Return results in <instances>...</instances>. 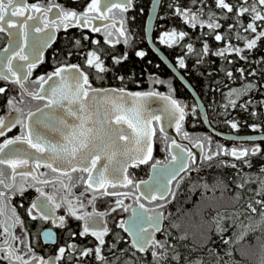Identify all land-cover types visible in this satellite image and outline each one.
Returning a JSON list of instances; mask_svg holds the SVG:
<instances>
[{"label":"snow or ice","instance_id":"1","mask_svg":"<svg viewBox=\"0 0 264 264\" xmlns=\"http://www.w3.org/2000/svg\"><path fill=\"white\" fill-rule=\"evenodd\" d=\"M72 2L78 4L79 0ZM159 6L160 0H153L154 14ZM132 7V0H90L83 11L52 0L46 5L0 0V32L8 36L7 47L0 49V81L5 82L0 94L8 92V83L19 89V98L7 96L6 114L0 116V137L4 138L0 142V264H238L233 259L235 244L249 231L264 228V164L257 172L244 171L253 168V157L264 159V149L255 143L264 141V131L259 136H225L234 141L230 148L219 142L213 146L211 136L194 137L185 130L188 115H197V105L194 103L189 113L188 104L175 97L172 83L149 74L152 87L130 90L129 82L138 88L140 83L134 72L120 73L129 57L127 51L117 54L115 45L123 43L127 49L134 44L125 15ZM168 8L183 24L200 30L195 38L175 28L159 34L160 44L179 46L184 53L176 65H169L180 79H185L179 70L187 68V55H195L197 65L209 56L232 65L235 61L228 59L232 54L249 65L264 64V57L250 60L245 55L264 41V0H188L183 5L180 0H170ZM229 20L232 23L226 27L221 23ZM72 28L79 29L80 36L66 37L70 46L55 52L52 70L31 79L57 33ZM85 29L100 34L102 40L92 38ZM208 36L224 46L213 50ZM147 39L158 51L150 34ZM233 40L243 41L244 46ZM196 42L201 44L199 50ZM147 54L135 52L141 59ZM109 59L110 65L106 63ZM221 71L235 83L237 76L232 70L222 66ZM235 73L243 81L240 87L216 81L217 88L212 91L221 85L228 89L223 93L226 102L219 105L223 109L220 115L239 131L238 122L227 119L228 110L237 106L243 111L258 106L264 109V100L252 97L256 92L264 96V84L248 79L264 74V68L238 67ZM109 74L119 86H104ZM93 81L100 86H93ZM155 85H164L168 91L161 92ZM250 115L258 118L264 112L252 111ZM205 122L211 125L207 116ZM250 127L255 131L261 125ZM13 129L18 134L9 136ZM248 142L251 147L246 146ZM157 143L164 159L154 156ZM142 167L148 170L147 179L135 174ZM213 167L236 170L229 177L232 189L222 176H214L211 184L206 176H200ZM193 173L198 177L195 181ZM185 180L192 181L190 194L200 191L201 201L211 200L219 192L217 199L231 201L233 210L209 205L214 214L204 220L198 201L194 207L201 215V225L191 236L188 231L173 235L171 228L179 231L180 225L172 223L171 228H165L163 209L176 199ZM78 187L82 189L79 195L74 191ZM30 189L36 195L25 207L23 201ZM227 192L232 195L226 197ZM16 197L21 198L18 205L12 203ZM101 200L110 201L104 211L97 209ZM18 209H24L32 222H51L65 233L64 243L51 228L31 232ZM60 210L63 215L57 214ZM122 213H128L126 219ZM112 214L120 217L114 220L115 230L109 226ZM72 221L77 224L75 229ZM157 234L163 238L158 239ZM77 237L93 238L88 241L91 246L77 242ZM41 238L44 245L56 247L54 254L36 251L34 245H39ZM121 243L126 246L121 248ZM149 254L151 261L147 260Z\"/></svg>","mask_w":264,"mask_h":264},{"label":"trees","instance_id":"2","mask_svg":"<svg viewBox=\"0 0 264 264\" xmlns=\"http://www.w3.org/2000/svg\"><path fill=\"white\" fill-rule=\"evenodd\" d=\"M151 1L152 0H133V7L130 12L129 19L131 21V31L134 36V44H133L134 46L130 50H125L128 53L129 59L123 62L122 66L120 67V73L123 75H130L131 73L134 72L136 74V80L139 81L140 85L142 86L144 85V87L147 86L148 84L149 74H154L159 78H168V82L172 83L176 89L175 97L181 100L182 102L187 103L192 110V105L195 103L194 99L191 97L189 92L183 87V85L175 79L173 74L161 62V60L149 49L146 43L145 24H146V18H147L148 10L150 8ZM169 2L170 0L162 1V5L158 17H165L166 19H157V23L154 31V39L157 42V44L161 47V49L169 56V58L176 65L177 58L180 55H183L184 53L181 51V48L179 46H173L170 48L166 45L160 44L159 34L162 31L175 28L177 30L187 31L190 33V35L193 38H195L197 35H199L200 30L199 28H197L196 30L191 29L187 25L183 24L181 18L173 16L172 11L168 8ZM180 2L183 5L186 4L188 0H180ZM228 2L238 3L239 0H228ZM209 3H212V0H209ZM213 7L215 6L213 5ZM133 17L135 19H132ZM247 22H248L247 17H245V23ZM221 23L225 24L226 27L227 24L232 23V21L231 20L227 22L221 21ZM259 30L262 29L258 28V31ZM204 31L207 32L208 30L205 28ZM224 31H225L224 28L220 29L221 33H223ZM244 35H249V34L244 33ZM206 39L213 50L224 46V42H216L212 36H208L206 37ZM233 43L239 44L240 47L244 46L243 41L237 42L233 40ZM194 46L197 50H199L201 44L199 42H196ZM105 47L110 48L107 45ZM141 49H144L148 53L147 56L144 57L143 59L135 55V52ZM125 51H123V48L115 47V52L117 54L124 53ZM245 55H248L250 60H259L261 57H264V41L258 42L257 49L253 50L251 53L246 51ZM185 58H186L187 68L180 70L189 79V81L193 84V86L196 88V90L202 97L207 107L210 121L215 128L222 131L239 133V134H253V133H261L262 131H264V115H259L258 118H253L250 115V112L252 111H257L258 113L264 112V109L260 108L259 106L256 108H249L248 111L241 110L239 106H237L236 109L229 108L228 110L229 115L227 116V119L235 120L239 124V131L232 129L229 124H226L224 122L225 117L220 115V112L223 111V109L219 107V105L226 102L224 100L223 93L227 92L228 89L223 88L221 85L217 91L215 92L212 91L213 88H217V85L215 83L216 81H222V84H228L231 87H240L243 81L239 79V74L235 73L236 68L245 67V68L259 69V68H264V64H251V65L246 64L244 61L239 60L235 54H232L231 56L228 57V59L235 61V63L232 65H228L221 58L216 56H209L205 58V62L201 65H197L195 63L196 61L195 55H187ZM148 61H151V63H148ZM107 64L109 65L111 64L110 59L107 61ZM157 65H159V67H157ZM222 66L234 72V74L237 76L235 83L228 80L224 76V73L221 71ZM209 73H211L212 75H209ZM248 79L253 81L259 79L261 84H264V74H259L258 77H248ZM105 85L119 86L118 82L113 81L111 74L108 75L107 83ZM127 87L135 88L137 87V85L129 82ZM252 97L255 100H264V96H262L259 92L253 93ZM244 99H247V97H245ZM213 101H215V103H213ZM239 103H243V99L239 101ZM191 110L189 113H191ZM187 120H188L186 123L187 126L186 124L185 126L188 129L190 128L194 131H205L207 134L211 135L206 131L199 117L198 111L196 116H192L191 114H189ZM253 123L261 125V128L254 131L250 127V125ZM226 143L228 145L233 144V142H229V141H226ZM247 144H252V143H247ZM257 144H259L260 147L264 149V141L259 142ZM252 163L254 165L253 168L248 169L245 167L244 171L257 172L260 166L264 164V159H262L260 156L253 157ZM235 171H236L235 169H231V168H223L218 170L217 168L213 167L210 170L201 172L200 176H206L209 184L213 182L214 176H222L225 182L228 183L229 188L232 189L234 186L232 185L229 177H232ZM197 179L198 177L196 173H193L192 181H195ZM192 181L185 180L181 184V187L175 199L176 202L172 207V209L169 211V213H171V216L169 217V223L166 228H171L172 223L180 225L179 231L175 228H171L173 235H179L180 232L188 231L191 236V234L197 230L198 226L201 225V215L203 216L204 220H208L210 219V216L214 214L212 213L211 207L209 205L215 206L221 210H223L224 207H228L230 211L233 210L231 201L227 199H223V200L217 199V197L220 196L219 192H217L216 196L213 197L211 200L204 199L203 201H201L199 190H197L195 194H190L189 188ZM252 187L255 188L256 185L253 184ZM230 195H232V192L225 193L226 197ZM208 196L211 197L212 193L209 192ZM198 201L200 202L199 211H201V215L196 214L198 209L194 207ZM235 207H238V205H236ZM241 220L245 224L248 223L245 217H241ZM203 227L206 228L207 225H203ZM228 235H231V232H229ZM162 238L163 237L161 236L160 239ZM125 246L126 245H124L123 243H121L120 245L121 248H124ZM216 247H219V245H216ZM129 251L131 252V249ZM233 253H234L233 259L236 262H238V264H264V228H259L254 231H249L248 234L243 237V239H240L235 244L233 248ZM142 255L143 254L137 253V256H142ZM147 260L151 261L150 254L147 256Z\"/></svg>","mask_w":264,"mask_h":264},{"label":"flooded vegetation","instance_id":"3","mask_svg":"<svg viewBox=\"0 0 264 264\" xmlns=\"http://www.w3.org/2000/svg\"><path fill=\"white\" fill-rule=\"evenodd\" d=\"M27 3L31 4V3H40V4H48L50 2V0H26ZM52 2H55V3H59V4H62L64 5L65 7H68V8H73L77 11H83L85 5L87 3L90 2V0H79V3H73L72 0H52ZM132 3H133V0H132ZM132 8L129 9V11L125 14L127 17H128V21H127V24H126V27L131 31V21L129 19L130 17V12H131ZM117 15V18L119 17V13L117 12L116 13ZM85 33H87L88 35H90L92 38H96V39H101L102 40V36L98 33H91L90 30H87L85 29L84 30ZM132 33V31H131ZM80 30L79 29H76V28H72V29H69L67 33H65L63 30H61L59 33H57V38L55 40V42L53 43L52 47L49 48L45 54H44V63L40 64L36 69L35 71L33 72V75H32V78L31 79H35L38 75H42L48 71H51L52 70V67H53V56L55 54L56 51H60V52H63L67 49V47H69V42H68V39H66V37H72V36H77L79 37L80 36ZM103 42V41H102ZM7 44H8V36H7V33L6 32H0V49H3L5 47H7ZM108 47H111L110 45H107ZM134 45L128 47L127 49L125 48V46L123 45V43H120V44H117L115 45V47H120V48H123V51L125 50H130L133 48ZM141 50H144V49H141ZM139 51V50H138ZM145 51V50H144ZM76 57H74V59L72 58V62H76ZM107 63V61H106ZM165 81H168V78H161ZM0 86H5V82L3 81H0ZM93 86H100L98 85L95 81H93ZM104 86H113V87H116L115 85H104ZM153 85H151L149 82L147 84V86L144 87V85H140V87H135V88H129L130 90L132 91H136V90H144V89H147L149 87H152ZM29 87H31V82H29ZM143 87V88H142ZM155 87L157 88V90L161 91V92H167V87L164 86V85H155ZM7 88H8V92L6 94H0V116H3L6 114V109H4V105L6 103V99H7V96H16L17 98L18 97V93H19V89L16 85H13L11 83H8L7 84ZM27 100V98H26ZM31 104L33 106H35V102L32 101ZM188 111V110H187ZM190 112V111H188ZM187 119L185 121V124L187 123ZM184 124V128L185 130H187L192 136L194 137H201V135L203 134H206L208 136H211L209 134H207L205 131H194L192 129H188ZM189 127V126H188ZM207 131V130H206ZM13 134H18V131L17 129H13V131L11 133H9L8 135L11 136ZM212 137V140H213V146L215 145L216 142H219L220 144H223L225 145L226 147H232L233 144H230L228 145L226 143V141L224 140H217V138H214L213 136ZM3 137H0V142L3 141ZM239 144V143H237ZM246 146H249L251 147L252 144H246ZM154 156L155 158L157 159H164L165 157V153L163 151H161V148H160V145L159 143H157V146H156V150L154 152ZM225 159H229L231 160L232 158L230 157H227ZM239 163V162H237ZM147 168L146 167H142L140 170H137L136 171V175L141 178V179H147L148 178V175H147ZM181 187V186H180ZM81 188H76L74 189L75 193L77 195H79V193L81 192ZM36 195L35 191L34 190H29L25 196L27 199H25L23 202L25 204V207L28 206V200H30L31 198H33L34 196ZM21 201V198L20 197H16L12 203L13 204H19ZM176 200H173L171 203L167 204L166 208L163 209V211L165 212V216L167 217L166 220L164 221V226L165 228L167 227L168 223H169V211L172 209V207L174 206ZM110 203V201L108 200H101V201H98L97 203V209L99 211H104L107 204ZM126 203H131V201H126ZM89 211L91 210V208L89 207L88 209ZM18 211L20 212L21 216L23 217V219L25 220L26 224L28 225L29 229L31 232H37L38 230H41V229H47V228H51L54 232H56L59 236V240H60V243L63 244L64 243V239H65V233L63 231H61L60 229H56L53 227V225L51 224V222H48V223H45L43 221H38V222H32L30 220V218H28L25 214H24V209H18ZM58 215H63L64 214V211L63 210H60L58 213ZM127 215L128 213H122L121 216L122 218H127ZM120 217H117L116 214H112L108 217V220H109V226L111 228H113V230H115V223H114V220L115 219H119ZM72 227L75 229L77 227V224L76 222L72 221ZM17 233H19L20 229L18 228L17 230ZM126 236V234H124ZM161 235L160 234H157V238L160 239ZM93 238L89 237L87 239H81L79 237H77V242L81 243V244H88V241L89 240H92ZM109 240L110 237L108 238ZM36 247V251L40 254H43L45 256H47L48 254H54L55 251H56V247L49 244V245H44L43 244V240L41 238L40 240V243L39 245H34ZM88 246H91V244H88Z\"/></svg>","mask_w":264,"mask_h":264},{"label":"water","instance_id":"4","mask_svg":"<svg viewBox=\"0 0 264 264\" xmlns=\"http://www.w3.org/2000/svg\"><path fill=\"white\" fill-rule=\"evenodd\" d=\"M162 1L160 0V6L157 8L156 13L154 14L152 11V3L153 0L151 1L150 4V8L148 10V14H147V18H146V24H145V39H146V43L149 47V49L161 60V62L170 70V72L173 74V76L175 77V79L181 83L183 85V87L189 92V94L191 95V97L194 99L196 105H197V110L199 113V117L205 127V129L211 133L213 136L220 138L224 141H231V140H226L224 137L225 136H259L262 134L261 133H253V134H239V133H231V132H226V131H222L219 130L217 128H215L212 123L211 125L207 122H205V116H207L208 120L210 121L209 118V114L207 111V107L202 99V97L200 96V94L198 93V91L196 90V88L193 86V84L189 81V79L182 73L181 70H179L180 75H183L185 77V79H180V77L176 74V72L173 71L172 67H169V65H175L173 63V61L169 58V56L161 49V47L157 44V42L154 39V31H155V26L157 23V17L159 16L160 13V8L162 5ZM149 17H152L151 23L149 22ZM148 34H150L156 44V48L157 50L153 49V46L151 44L148 43ZM189 85H191V87H189ZM211 122V121H210ZM216 133H221V135H216ZM174 134V130H172V133ZM234 142V141H231ZM262 141H256L255 143H259ZM239 143V142H238ZM251 143V142H248ZM198 152V150H195Z\"/></svg>","mask_w":264,"mask_h":264},{"label":"rangeland","instance_id":"5","mask_svg":"<svg viewBox=\"0 0 264 264\" xmlns=\"http://www.w3.org/2000/svg\"><path fill=\"white\" fill-rule=\"evenodd\" d=\"M188 111H190L191 110V108L190 107H188V109H187ZM203 136H208V135H206V134H203V135H201V137H203Z\"/></svg>","mask_w":264,"mask_h":264}]
</instances>
